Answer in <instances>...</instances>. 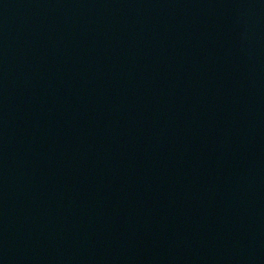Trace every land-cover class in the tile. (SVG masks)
<instances>
[{"label":"water","instance_id":"water-1","mask_svg":"<svg viewBox=\"0 0 264 264\" xmlns=\"http://www.w3.org/2000/svg\"><path fill=\"white\" fill-rule=\"evenodd\" d=\"M0 264H264V0H0Z\"/></svg>","mask_w":264,"mask_h":264}]
</instances>
